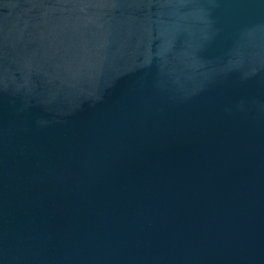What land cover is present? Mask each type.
Here are the masks:
<instances>
[{"label":"water","instance_id":"1","mask_svg":"<svg viewBox=\"0 0 264 264\" xmlns=\"http://www.w3.org/2000/svg\"><path fill=\"white\" fill-rule=\"evenodd\" d=\"M0 264H264V0H0Z\"/></svg>","mask_w":264,"mask_h":264}]
</instances>
